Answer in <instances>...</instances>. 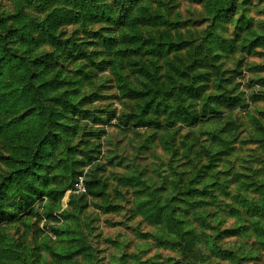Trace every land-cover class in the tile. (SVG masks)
<instances>
[{"label": "rangeland", "instance_id": "374dc122", "mask_svg": "<svg viewBox=\"0 0 264 264\" xmlns=\"http://www.w3.org/2000/svg\"><path fill=\"white\" fill-rule=\"evenodd\" d=\"M134 1L148 4L172 25L146 27L142 32L149 42L140 48L121 44L114 48L125 53H115L94 35L117 36L110 24L76 23L60 29L65 50L44 44L31 51L59 52L56 69L67 80L64 89L76 111L64 119L70 124L67 139L42 172L50 195L43 194L40 181L33 200L0 221V242L34 264H232L236 248L246 255L242 264H264V249L253 247L264 237L255 238L246 227L264 226V215L226 213L234 194L256 202L264 197V135L258 131L264 127V48H251L248 38L251 30L264 33V0H238L236 14L218 22L215 31L235 39L233 48L211 41L205 0ZM131 3L120 0L113 7ZM22 9L34 21L45 15L42 0H0V20ZM157 40L186 41L187 47L157 54L150 47ZM12 46L17 50V40ZM182 88L183 105L198 113V125L188 126L169 108L170 92ZM128 90L160 101L157 111H148L154 124L134 125L144 116L145 99L130 97ZM235 96L242 100L236 106L229 102ZM19 147L0 138V157L21 158ZM190 193L197 195L196 203L185 202ZM202 208L211 212L210 226L220 228L216 243L223 253L175 246L173 234L168 238L161 227L160 210H179L189 218L185 229L199 231L191 212ZM235 221L242 227L232 236L225 231Z\"/></svg>", "mask_w": 264, "mask_h": 264}, {"label": "trees", "instance_id": "16d2710c", "mask_svg": "<svg viewBox=\"0 0 264 264\" xmlns=\"http://www.w3.org/2000/svg\"><path fill=\"white\" fill-rule=\"evenodd\" d=\"M120 0H42L43 11L45 15L42 18L32 20L30 13L22 9V12L10 15L8 18L0 20V138L17 143L21 158H15V154L0 157V221L12 219L33 200L37 192L38 183L42 181L41 188L43 194L50 195L46 190L49 184V178L43 175L46 162L49 156L54 154L66 138L65 132L68 130L69 123L65 118L70 111H76V106L71 102L68 89L65 90L67 80L60 75V70L56 69L58 58L56 51L54 54H32V50L44 44L51 47L65 50L68 46L60 40V29L66 25L76 23H108L118 31L117 36L103 34L100 31L94 32L99 36L100 44L107 48L120 47L121 44H132L134 48H140L149 42L143 36V30L146 27H157L163 25H172L164 15L155 13L148 4L140 5L133 0V3L114 8V2L117 4ZM238 0H205L204 10L212 17L211 31L209 37L212 42L220 45V48H233L235 39H224L215 31L218 22L230 18L236 14ZM115 10H120L114 15ZM247 24V22H246ZM14 36V37H13ZM251 48H264V33L251 30L248 36ZM14 40H17V50L12 46ZM152 51L159 54L173 50H180L187 47L186 41L175 42L172 40H157L151 42ZM127 48V47H123ZM115 53H125L122 48H114ZM49 53V52H47ZM219 53V52H218ZM216 53L215 56L218 54ZM68 56V54H67ZM214 56V57H215ZM118 59H116L117 61ZM119 61L116 62V70ZM203 73H199L200 77ZM118 80L121 75H118ZM184 89L196 91L195 87L184 86ZM170 92L173 102L169 108H175L174 116L180 119L188 126L200 124L199 115L183 105L182 91ZM128 95L132 98L145 99L142 106L144 116L136 118L134 125L145 126L154 124L155 115H148V111H157L160 101L156 97H146V93L140 90H128ZM231 105L236 106L242 100L235 96L229 100ZM59 105L57 108L54 106ZM168 106L164 104L163 107ZM146 113V114H145ZM134 118L133 116L131 117ZM121 123L127 124V121L120 118ZM261 135H264V127H258ZM1 156V155H0ZM89 192L92 191L90 183H87ZM51 191V190H50ZM193 191V190H192ZM64 189L61 190L63 194ZM264 194V193H263ZM234 202L227 214L235 217L252 213L264 215V197L257 202L249 199L250 197L241 194L232 195ZM197 195H186L185 202L196 203ZM239 204L244 211L239 212L236 205ZM30 208V207H29ZM31 213H33V209ZM254 209H257L253 211ZM194 222L198 224L201 230L195 226H186L185 229V211L165 212L160 210L158 213L161 227L165 229L168 238L173 234L171 240L175 241V246L192 249L198 247V251L204 248H214L220 253L226 250L220 249L216 243V238L220 236L218 226H210L209 220L212 218L208 210L192 211ZM188 218V217H187ZM189 219V218H188ZM216 219V218H214ZM264 225V223H262ZM252 233L256 237H264V226L254 222L248 224ZM238 226L237 221L226 229V233H235ZM210 229V232L207 230ZM217 230V234H213ZM250 229L245 230L247 233ZM253 247L260 245L264 249V240H255ZM238 245H241L239 243ZM239 248L232 251V264H242L240 260L246 255H239ZM18 251L0 242V264H34L30 262L27 256L24 258L18 255ZM231 255V252L229 253Z\"/></svg>", "mask_w": 264, "mask_h": 264}, {"label": "built area", "instance_id": "2783aa9c", "mask_svg": "<svg viewBox=\"0 0 264 264\" xmlns=\"http://www.w3.org/2000/svg\"><path fill=\"white\" fill-rule=\"evenodd\" d=\"M80 191H84L85 190V186L81 184V186L79 187Z\"/></svg>", "mask_w": 264, "mask_h": 264}]
</instances>
